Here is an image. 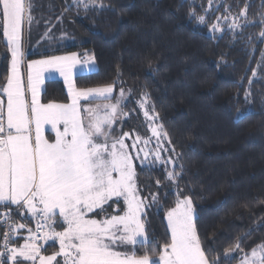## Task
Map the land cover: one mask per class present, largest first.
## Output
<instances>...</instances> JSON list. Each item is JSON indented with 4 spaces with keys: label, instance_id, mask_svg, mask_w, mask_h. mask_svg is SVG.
Wrapping results in <instances>:
<instances>
[{
    "label": "trees",
    "instance_id": "16d2710c",
    "mask_svg": "<svg viewBox=\"0 0 264 264\" xmlns=\"http://www.w3.org/2000/svg\"><path fill=\"white\" fill-rule=\"evenodd\" d=\"M75 3L69 11L62 4V11L70 12L83 41L66 51L86 52L98 66L77 76L76 87L146 95L177 162L173 169L136 167L148 241L133 256L153 259L170 246L165 217L181 198L196 209V237L208 264H237L264 248V68L257 69L264 63V0ZM243 14L239 32L211 33L220 15ZM8 61L0 6V91ZM42 103H68L60 81L46 82ZM125 111L122 131H133L140 121L134 99ZM56 252L54 245L43 251Z\"/></svg>",
    "mask_w": 264,
    "mask_h": 264
},
{
    "label": "rangeland",
    "instance_id": "374dc122",
    "mask_svg": "<svg viewBox=\"0 0 264 264\" xmlns=\"http://www.w3.org/2000/svg\"><path fill=\"white\" fill-rule=\"evenodd\" d=\"M15 1V13L12 12L15 25L12 34H7V40L12 47L15 46L19 37L17 24L21 25V16L25 12L28 28L23 41L28 52L27 70L31 101L34 104L40 101L45 83L54 80L62 82L68 96V103L58 105L62 106V110L55 109L54 103L33 108L37 137L41 143L39 148L44 149L42 152L49 151L57 155L63 152L68 155V181L70 178L74 180L75 172L71 171L77 170L82 175L78 184L65 183L68 192L58 194L57 190L54 193L58 197L67 193L64 206L57 209L65 224L62 244L70 246L74 242L75 245H80V241L85 238L83 232L95 233L106 226L97 220L105 214L119 220L120 225L113 226L112 232L125 239L123 245L135 246L139 239H142L143 244L146 243L148 240L141 221L145 201L139 196L136 167L165 165L173 169L177 163L148 97L144 94L133 97L130 90L115 86L84 90L76 87L77 76L92 74L97 71L98 66L95 59L86 52L66 51L73 41L76 44L83 41L70 12L62 11V4L69 9L75 1ZM18 10L20 20L17 23ZM244 17V14L239 17L220 15L211 27V33L218 37L226 31L237 33L245 22ZM9 50L8 54L15 51L14 48L11 52ZM39 53L48 55L31 59V55ZM260 65L257 69L264 68L263 62ZM8 73H16L15 68L11 66ZM256 76L258 77V70ZM132 99L136 102L140 121L133 131L123 132L124 119L128 118L125 106ZM82 156L83 166L80 163L79 166L76 165L72 159ZM91 164L93 169H90ZM66 171L67 168L64 167L63 175ZM92 178L96 183H89ZM77 187L79 190H76ZM36 196L37 193L31 195L27 206H35ZM110 201L114 204L109 211L105 206H108ZM42 213L45 218L48 217L45 211ZM195 218L196 209L193 204L188 199H179L165 217L171 244L158 257L149 259L150 264H208L196 237ZM126 229L127 237L124 236ZM100 232L104 230L101 229ZM49 233L48 230L47 235ZM91 242L92 239L88 237L83 243L85 245ZM65 259L57 260L59 264L77 262L76 259L72 260L73 262ZM237 264H264V248L243 257Z\"/></svg>",
    "mask_w": 264,
    "mask_h": 264
},
{
    "label": "crops",
    "instance_id": "0c3cea01",
    "mask_svg": "<svg viewBox=\"0 0 264 264\" xmlns=\"http://www.w3.org/2000/svg\"><path fill=\"white\" fill-rule=\"evenodd\" d=\"M70 1L78 2V0ZM15 2V0H0L2 32L6 40L7 34H12L15 25L12 20V14L15 13L13 10ZM71 5L73 6L69 8H76L77 3ZM18 13L17 23L20 20L19 10ZM14 20L16 21V16ZM27 22L28 17L24 12L21 16V25L17 24L19 37L15 46L12 47L10 41L7 40L9 52L13 48L15 49L13 54L9 53L8 68L13 66L16 73L12 75L8 73L5 85L0 91V112L4 115L7 126L13 132L9 138L0 140V210L19 209L18 218L15 222L17 238L8 264H59L58 258L63 260L66 258L65 260L68 259V262H73L76 259V264H150L149 259L151 258L133 256L134 247L143 244L142 239H139V243L135 246L123 245L122 242H125V239L123 240V237L117 235L116 232H112L113 226L120 225L118 224L119 220L110 215L97 218L106 225L99 229L100 231L103 229L104 232L82 233L85 238L90 237L92 239L91 244L84 245L85 238L80 241V245L78 243L75 245L74 242L70 246L62 244L65 237V224L57 209L64 206L67 193L60 197L54 193L57 190L58 194L68 192V186L65 183L72 184L74 182L78 184L82 180L80 179L82 175L77 170L71 171V173L75 172L74 180L72 181L70 178L68 181L70 174L67 167L68 155L63 154V152L58 155L49 151L42 152L44 149L39 148L41 143L37 137L33 108L34 106L41 108L40 105L47 104L42 103V96L40 101L35 102V104L31 101L27 70L28 52L27 45L23 41L28 28ZM31 59L36 58L31 57ZM53 105H56L55 109L57 110L63 109L62 106H58L62 104L54 103ZM82 157H76L72 160L75 161L76 165L79 166L80 163L83 166L84 157ZM64 167L67 168L65 175H63ZM90 169H93L92 164ZM91 181L93 184L96 183L93 178L89 179V183ZM96 181L99 182L98 179ZM76 190H79L78 187ZM75 192L77 194V191ZM35 193H37L35 206H29V204L27 206L28 199ZM44 211L48 214L46 218L42 215ZM38 215H42L50 231L43 243L35 240L31 234V229ZM56 223L60 225L54 227ZM119 229L121 230L122 227ZM124 236L127 237V229ZM50 245L56 246L57 252L44 254L43 250ZM84 258H94V260H85Z\"/></svg>",
    "mask_w": 264,
    "mask_h": 264
},
{
    "label": "built area",
    "instance_id": "2783aa9c",
    "mask_svg": "<svg viewBox=\"0 0 264 264\" xmlns=\"http://www.w3.org/2000/svg\"><path fill=\"white\" fill-rule=\"evenodd\" d=\"M12 130L7 126L6 119L0 112V140L12 136ZM19 209L0 210V264H8L12 256L14 243L17 238L16 219ZM32 237L41 242L48 234V226L42 215H38L34 227L31 229Z\"/></svg>",
    "mask_w": 264,
    "mask_h": 264
}]
</instances>
